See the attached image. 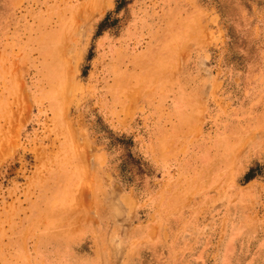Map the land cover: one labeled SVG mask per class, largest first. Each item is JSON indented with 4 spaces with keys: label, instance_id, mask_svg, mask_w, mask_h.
Here are the masks:
<instances>
[{
    "label": "rangeland",
    "instance_id": "374dc122",
    "mask_svg": "<svg viewBox=\"0 0 264 264\" xmlns=\"http://www.w3.org/2000/svg\"><path fill=\"white\" fill-rule=\"evenodd\" d=\"M0 264H264V0H0Z\"/></svg>",
    "mask_w": 264,
    "mask_h": 264
}]
</instances>
